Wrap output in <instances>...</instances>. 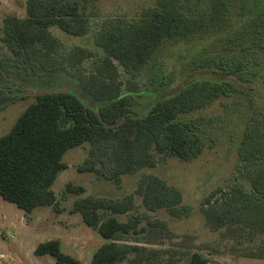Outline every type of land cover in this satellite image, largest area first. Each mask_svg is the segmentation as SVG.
I'll return each mask as SVG.
<instances>
[{"label": "trees", "instance_id": "trees-1", "mask_svg": "<svg viewBox=\"0 0 264 264\" xmlns=\"http://www.w3.org/2000/svg\"><path fill=\"white\" fill-rule=\"evenodd\" d=\"M95 1L25 0L24 16L4 17L1 41L22 62L36 67L55 65L61 43L51 27L74 36L86 34ZM228 10L227 0H209L207 12L195 17L184 11L181 0H155L134 16L106 19L94 37L103 54L92 72L80 73L84 89L95 100L106 103L90 107L75 92L64 89L36 92L34 100L0 136V196L27 213L44 206L59 211L52 184L66 168L62 160L65 152L85 142L87 153L77 170L92 172L118 187L122 175L153 168L160 159L197 158L204 139L194 120L181 117L231 92L243 64L234 57L216 60L206 55L204 62L190 61L189 68L182 67L179 72L169 68L164 74L163 67L166 89L149 101L142 113L135 112L136 99L130 94L137 87L133 77L166 43L178 47L184 41L188 54L200 53L203 43H197L195 37L202 35L207 40L222 32ZM253 30L259 38L264 37V23L255 24ZM92 55L88 48L75 47L67 60L77 65ZM120 69L129 75L125 82ZM4 99L0 95V104ZM252 114L238 145L250 189L240 184L216 188L202 200L200 211L211 231L232 241L233 252L264 259V116L258 121ZM83 192L82 185L72 182L63 188V193ZM135 195L147 211L162 209L172 217L190 211L177 187L151 173L142 174L134 191L120 198L93 194L77 197L70 211L79 213L83 222L104 239L89 264H220L197 247L174 243L153 248L125 243V236L136 232L143 216L135 212ZM121 214L127 218L121 220ZM147 223L159 229L148 231L152 237L163 232L171 236L161 220L148 219ZM33 254H48L55 264H81L79 258L62 250L58 238L39 242Z\"/></svg>", "mask_w": 264, "mask_h": 264}, {"label": "rangeland", "instance_id": "rangeland-1", "mask_svg": "<svg viewBox=\"0 0 264 264\" xmlns=\"http://www.w3.org/2000/svg\"><path fill=\"white\" fill-rule=\"evenodd\" d=\"M184 11L199 17L208 10L209 0H181ZM155 0H96L94 14L89 18V30L81 36L62 32L51 27L61 47L56 54L57 64L49 67H36L16 59L4 43L2 23L7 15L24 16L25 0H0V95L5 97L0 104V136L6 133L23 109L34 100L40 91L70 90L80 96L86 105L98 107L105 101L95 100L82 86L80 73L89 74L94 63L102 56V50L94 43V37L102 23L115 16H134ZM228 14L224 30L207 40L196 36L197 43H203L198 54L190 55L184 41L181 46L173 42L161 46L148 60L141 72L133 78L137 82L130 94L136 99V113H142L149 101L166 89L163 83L169 68L179 72L188 69L190 61L204 62L206 55L213 58L236 61L243 64L236 72L239 79L231 92L221 95L209 105L197 109L182 120H194L197 131L204 139L201 154L190 161L167 157L160 159L153 168H141L134 174L122 175L120 187L111 180L97 177L92 172H80L77 165L86 156L88 143L69 148L62 160L66 168L57 175L52 189L57 199L59 211L52 206H44L25 212L14 203L0 196V264H55L48 254L35 256L32 249L50 238H58L62 250L80 259L81 264H89L93 252L104 242L98 231L86 225L80 214L71 212L74 199L89 194L120 198L132 193L142 174H156L169 184L177 187L183 202L190 207L187 215L172 217L165 210L147 211L141 206L140 197L135 195V212L141 216L136 232L125 236V243L145 247L166 248L171 244L196 248L212 261L220 264H264V259L239 255L231 250L232 241L220 237L219 232L211 231L205 224L200 211L202 200L214 189H228L240 184L247 190L250 182L243 172V162L238 154V145L245 123L250 115L261 120L264 116V37L259 38L253 30L257 23H264V0H227ZM262 10V11H261ZM246 27L249 29L246 30ZM263 34V33H261ZM204 45L206 50H203ZM85 47L93 51L77 65H72L67 56L71 49ZM163 59V60H162ZM123 82L129 75L120 69ZM125 92V89H123ZM261 113V114H260ZM72 182L84 187L80 194L63 193L66 183ZM134 212V211H133ZM121 220L127 214L118 215ZM159 219L169 229L170 237L164 232L152 237L148 219ZM142 226L146 230H139ZM163 231V230H162ZM187 236V239L185 238Z\"/></svg>", "mask_w": 264, "mask_h": 264}, {"label": "crops", "instance_id": "crops-1", "mask_svg": "<svg viewBox=\"0 0 264 264\" xmlns=\"http://www.w3.org/2000/svg\"><path fill=\"white\" fill-rule=\"evenodd\" d=\"M35 248V247H34ZM34 248L32 249V251L34 250Z\"/></svg>", "mask_w": 264, "mask_h": 264}]
</instances>
